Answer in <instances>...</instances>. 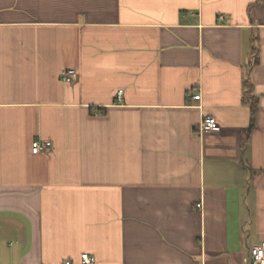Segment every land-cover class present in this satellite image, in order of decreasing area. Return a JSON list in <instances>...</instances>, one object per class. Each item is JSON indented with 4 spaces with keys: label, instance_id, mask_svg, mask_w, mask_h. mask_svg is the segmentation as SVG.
Masks as SVG:
<instances>
[{
    "label": "crops",
    "instance_id": "1",
    "mask_svg": "<svg viewBox=\"0 0 264 264\" xmlns=\"http://www.w3.org/2000/svg\"><path fill=\"white\" fill-rule=\"evenodd\" d=\"M263 243L264 0H0V264Z\"/></svg>",
    "mask_w": 264,
    "mask_h": 264
},
{
    "label": "built area",
    "instance_id": "2",
    "mask_svg": "<svg viewBox=\"0 0 264 264\" xmlns=\"http://www.w3.org/2000/svg\"><path fill=\"white\" fill-rule=\"evenodd\" d=\"M220 20H223L220 18ZM61 80L66 84L74 83L78 78V73L75 69H65L61 72ZM123 96V92L119 93L120 99ZM195 100H200L201 95H195L193 97ZM219 128V124L217 119L214 116H205L202 118L200 125L198 127V132L203 135L206 133H210L212 131H215ZM52 147L51 142H44L37 140L33 143V153L34 154H41L46 152L48 149ZM198 209H202V204L197 205ZM67 264H72L71 262H68ZM81 264H95V261L93 258H91L87 254H83L81 257ZM246 264H264V243L253 247L250 251V256L246 260Z\"/></svg>",
    "mask_w": 264,
    "mask_h": 264
},
{
    "label": "trees",
    "instance_id": "3",
    "mask_svg": "<svg viewBox=\"0 0 264 264\" xmlns=\"http://www.w3.org/2000/svg\"><path fill=\"white\" fill-rule=\"evenodd\" d=\"M247 85H248V89L250 88V85L247 83ZM244 102L246 103V101L244 100ZM253 105V108L256 106V103H255V100H254V102L251 104V106Z\"/></svg>",
    "mask_w": 264,
    "mask_h": 264
}]
</instances>
